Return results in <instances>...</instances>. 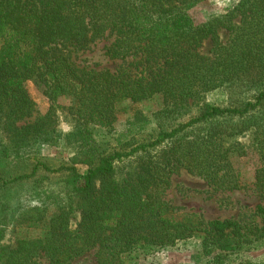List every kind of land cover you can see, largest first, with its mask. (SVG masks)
<instances>
[{
    "label": "trees",
    "instance_id": "obj_1",
    "mask_svg": "<svg viewBox=\"0 0 264 264\" xmlns=\"http://www.w3.org/2000/svg\"><path fill=\"white\" fill-rule=\"evenodd\" d=\"M203 1L0 0V157L22 162L35 144H54L51 110L17 126L33 112L26 89L31 79L52 110L58 98H68L66 110L76 123L64 140L73 152L68 165L51 171L36 161L10 181L0 176L1 189L38 172L67 174L69 202L50 215L37 208L41 236L0 245V264H37L38 251L48 264H68L93 249L97 264H126L130 252L193 238L209 257L196 264H232L223 260L229 252L264 246L262 205L250 219L207 221L196 213L178 216L163 199L180 170L214 192L240 190L230 154L242 146L229 139L243 133L260 158L253 187L264 198V0H240L236 21L219 16L194 24L188 11ZM218 29L228 31V41H219ZM108 40L105 56L119 62L116 68L83 58ZM207 40L212 47L205 54ZM212 93L224 99L222 107L208 102ZM151 101L157 102L151 118L135 110L125 125L156 120L154 138L102 154L108 151L90 126L113 129L126 105ZM168 122L174 125L165 130Z\"/></svg>",
    "mask_w": 264,
    "mask_h": 264
},
{
    "label": "rangeland",
    "instance_id": "obj_2",
    "mask_svg": "<svg viewBox=\"0 0 264 264\" xmlns=\"http://www.w3.org/2000/svg\"><path fill=\"white\" fill-rule=\"evenodd\" d=\"M240 0H204L188 11L194 24L204 23L213 18L222 16L236 21V13L233 12ZM231 15V16H229ZM233 17V18H232ZM220 42L228 41L230 35L225 29H218L216 32ZM108 41L96 42L90 51L86 52L83 58L90 62H96L101 67L114 69L119 65L118 61H110L105 56V47ZM212 47V42L207 40L201 52L208 54ZM27 92L34 103L33 112L29 118L19 122L17 126L33 122L37 116L50 113L49 129L54 132L51 135L54 144H35L30 151L29 159L22 162H9L6 157H0V176L10 181L11 178L23 173H28L36 161L44 163L51 171H56L62 165H68L73 156L72 146H67L64 140L69 138V133L75 128V121L67 113L70 105L68 98L60 97L53 107L43 94V90L35 79L26 83ZM218 93L208 95L209 103L222 107L224 99ZM60 106L61 108H58ZM128 106V107H127ZM125 111L120 116L121 121L116 122L113 129L93 128V133L103 142L102 154L111 153L118 149L120 145L129 141L130 145L121 151H129L134 147L133 143H147L155 136L156 120L146 124L135 122L125 125V120L131 116L135 110H140L143 114L149 115L157 107L156 101L145 102L143 104L126 105ZM174 122L164 125L165 130H169ZM133 138V139H131ZM5 141V140H4ZM71 141V139H70ZM6 142V141H5ZM230 143H237L242 146L241 151L230 154V160L234 171L238 175L241 189L234 192H214L209 188L204 180L191 175L184 170H180L170 178V185L164 192L163 199L176 209L178 216L185 213L200 214L205 220L215 219H250L257 205L264 206L262 199L253 187L254 173L260 164V158L251 149V139L248 133L240 134L232 139ZM238 146V145H237ZM1 149V147H0ZM101 152V151H99ZM98 152V153H99ZM10 163V164H9ZM124 164H117V168H122ZM78 172L85 174L86 167L78 166ZM67 174L61 172H38L32 178L23 181L8 182L4 188L0 189V245L15 246L22 240L33 241L41 236L42 226L37 222V208H46L50 215L57 206H67L68 187H66ZM79 221V214L72 215V229ZM38 251L35 257L37 264H48L45 257ZM96 251L90 250L81 256L73 259L68 264H97ZM228 255V256H227ZM126 264H196L205 262L209 257L203 255L199 238L188 239L159 250L133 251L126 255ZM224 261L228 260L232 264L237 261H249L254 264L264 263V246L256 249H239L237 252H229L224 256Z\"/></svg>",
    "mask_w": 264,
    "mask_h": 264
}]
</instances>
